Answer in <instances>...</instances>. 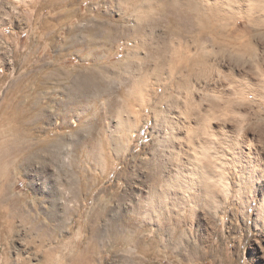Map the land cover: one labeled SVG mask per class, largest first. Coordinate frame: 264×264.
Listing matches in <instances>:
<instances>
[{"label":"rangeland","instance_id":"obj_1","mask_svg":"<svg viewBox=\"0 0 264 264\" xmlns=\"http://www.w3.org/2000/svg\"><path fill=\"white\" fill-rule=\"evenodd\" d=\"M131 1L0 0V143L10 144L13 138L4 115L21 106H42L48 113L28 144L56 140L47 151L38 148L36 154L25 151L24 156L5 154L0 144V264H264L263 196L241 180L237 164L230 161L237 140L250 145L264 167V37L259 33L264 26L254 30L245 18L217 21V27L224 24L222 51L198 33L200 18L195 21L193 16L179 42L167 34L176 14L151 10L141 24L146 38L139 65L133 63L129 71L111 69L125 61L131 40L127 35L117 38L116 52L109 54L103 39L109 26L127 30L136 24L129 14ZM257 9L255 16L264 17V0L257 1ZM92 29L100 31L99 53L88 45ZM153 47H166L170 56H165L158 80L149 72L144 78L138 75L139 66L153 67L161 59ZM173 48L177 52L171 56ZM100 52L108 54L98 58ZM190 55L216 57L214 68L203 71L192 59L180 60ZM96 66L109 69L110 91L82 88L90 78L85 75L97 74ZM137 77L145 85L140 95L121 91L123 82ZM206 80L210 83L200 85ZM106 106L113 109L107 111ZM179 119L191 128L178 127ZM127 120L131 124H123L125 129L120 123ZM113 138L120 139L117 149ZM178 160H186L187 172L192 173L191 163H196L213 178L223 175L225 186L209 181L216 195L207 202L203 192L196 200L193 181L187 188L168 182L165 187L184 196V203L174 204L169 195L165 209L155 206L150 211L151 194L163 189L161 174L167 168L174 172ZM189 177L196 178L194 173ZM239 182L243 187L235 186ZM74 190L77 199L72 198ZM99 209L107 210L105 216H98ZM111 224L124 228L121 232L127 236H116L127 241L144 235L151 242L158 230L160 243L143 252L119 238L112 246H90L98 241L90 234L91 226L104 235Z\"/></svg>","mask_w":264,"mask_h":264},{"label":"bare ground","instance_id":"obj_2","mask_svg":"<svg viewBox=\"0 0 264 264\" xmlns=\"http://www.w3.org/2000/svg\"><path fill=\"white\" fill-rule=\"evenodd\" d=\"M61 1V0H60ZM249 1V3H248ZM257 1L258 0H132L131 3L128 5V9H129V14L130 15H134L135 18V23L134 25H132V27H130V29H123L121 30L120 27L116 26L115 29L112 28L110 29V26L108 27V31L105 34V38L103 39L105 43H108V48L104 47L107 52L113 53L114 51L116 52V48L118 46L115 45V43L117 41H115L117 38L122 37V36H129V40H131V44H127L128 46L125 48L126 52L125 55L123 57V59H125V61H118V63L113 64V66L111 67L115 69L116 66H118L119 68H123L124 71L128 70V68H130L132 66H136L135 64L137 63L139 65V62L142 60V57L139 56V49L140 47L144 46L145 44V30L142 29L141 24L143 23V16L149 15V11L151 10H156L158 9L160 13H163L165 11V9H167L170 13L172 14H176L173 15L174 19L172 18L171 21L173 22V26H171V28L169 27L168 30V35H173V36H177L178 41L180 42L183 38V36L181 35L182 32H185L187 29H185L186 27L191 28L190 25L192 24L191 19H194L193 16L195 17V21L197 20V18H200L201 21L196 22L197 24V28H198V33L202 36V37H206L208 40H210L211 45L221 49L222 51L224 50V46L225 43L224 41H222V37H223V29H224V24L220 25L219 27L216 26V22L219 20H223L226 23H228L229 21L235 19V18H245L247 19V21L249 23H251L255 29H262V26H264V17H256L255 13L258 10L257 9ZM55 4V3H54ZM163 10V11H162ZM67 12V11H66ZM72 12V10L70 11V13ZM69 13V12H68ZM64 14V13H63ZM61 14V15H63ZM66 14V13H65ZM60 15V16H61ZM177 16V17H176ZM119 20V19H118ZM121 22V21H120ZM225 23V24H226ZM177 25V26H176ZM114 26V25H113ZM264 29V28H263ZM260 30V29H259ZM128 31V32H127ZM253 31V30H252ZM127 32V34H126ZM100 31L97 29H92L89 35V40L87 39V41H91L92 44H88L91 46V49H93L94 52L99 53V51H101L98 48L99 43L96 41V39L98 38ZM261 36L264 37V31L259 32ZM200 36V37H201ZM248 38V37H247ZM252 38V37H251ZM176 38L173 37L172 39H170V41L172 43L176 42L175 40ZM99 41V40H98ZM65 42V41H64ZM67 42V41H66ZM100 42V41H99ZM114 42V43H112ZM155 42V41H154ZM250 44H252L253 42H251V40H249ZM98 43V44H97ZM104 43V44H105ZM249 44V45H250ZM120 45V44H119ZM242 45V44H241ZM239 44V46H241ZM64 47H69L67 46V43L63 44ZM84 46V45H83ZM87 46V45H86ZM116 46V47H115ZM147 46V45H146ZM145 46V47H146ZM155 46V45H153ZM157 46V45H156ZM244 46V44H243ZM248 46V45H247ZM252 46V45H251ZM254 46V45H253ZM252 46V48H253ZM256 46V45H255ZM89 47V46H87ZM144 47V48H145ZM150 47V46H149ZM188 47V46H187ZM250 47V46H249ZM103 48V50H105ZM244 48V47H243ZM251 48V49H252ZM81 49V48H80ZM84 49V48H83ZM88 50V48H86ZM154 52L157 56L160 55L161 59H156L154 62L153 67H148L147 64V68H144L143 66H139V71L140 74H138L139 76H141L142 78L147 77L148 76V72L151 73L153 76H155L156 80H158L161 76H163L164 70H163V64L164 61L163 60H167V56L170 57L169 55H166V47H163L162 49H158V47L154 48ZM248 49V48H247ZM246 49V50H247ZM250 49V48H249ZM257 49V48H256ZM82 50V49H81ZM190 50V49H188ZM220 50V51H221ZM254 50V49H253ZM83 51V50H82ZM170 51V50H169ZM239 51V50H237ZM252 51V50H251ZM124 52V51H123ZM176 48H173L171 51V56L174 55L176 53ZM190 52V51H188ZM248 52V51H246ZM87 53V52H86ZM101 53V52H100ZM212 53V52H210ZM250 52H248L249 54ZM254 53V51H253ZM251 55H254V54ZM256 53V52H255ZM83 54V53H82ZM108 54V53H107ZM107 54H102L101 55H97L98 58L102 57L104 55ZM223 54V53H222ZM166 56V57H165ZM210 57V56H209ZM103 58V57H102ZM207 57H198L194 55H190L180 58L184 59L185 61H189L190 59H192L191 63H195V64H202V67H209L212 68L213 67V61L216 60V57L214 59L209 60ZM135 59L138 60V62H135ZM220 59V58H219ZM169 61H172V59H169ZM222 61V60H221ZM180 62V61H179ZM207 62H210L209 64H207ZM217 62H219L217 60ZM36 63V62H35ZM135 63V64H133ZM109 64V63H108ZM221 64V63H219ZM107 65V64H106ZM137 65V66H138ZM189 65V64H187ZM215 65V64H214ZM217 65V64H216ZM240 66V65H239ZM97 67V66H96ZM191 67V66H190ZM196 67V66H195ZM110 68V67H109ZM133 68V67H132ZM214 68V67H213ZM218 68V67H217ZM235 68V67H234ZM240 68V67H239ZM93 69V68H92ZM91 69V70H92ZM108 69L107 66L103 67V66H99L97 68H95V71L97 74H95L94 72L91 73L90 75H85L87 77L90 78H86L87 81H82L84 83H82V88H86L87 90H95L96 92H106V91H110L109 89L112 88V83L111 81H109V79L105 73V70ZM118 69V68H117ZM142 69V70H141ZM192 69V68H191ZM203 69V68H202ZM109 70V69H108ZM197 70V69H196ZM211 70V69H210ZM232 73H236L235 69L231 68ZM129 71V70H128ZM173 70L171 69L169 71V73L171 74ZM187 71H189V68H187ZM192 71V70H191ZM204 71V69H203ZM206 71V69H205ZM87 72V71H85ZM90 72V70H89ZM231 72V71H230ZM240 72V71H239ZM238 72V73H239ZM169 74V75H170ZM198 74V73H197ZM81 75V74H80ZM117 76H115V78H121V75L116 74ZM136 75V76H138ZM189 75V74H187ZM192 75V74H191ZM196 75V74H195ZM234 75V74H232ZM120 76V77H119ZM127 76V75H125ZM241 76V75H240ZM92 77V78H91ZM141 77H137L134 81H129V82H123V85L121 86V91H125V93L127 95H129L130 97H133L136 94H141L142 90L144 91L145 89V85H143L144 81L141 79ZM239 77V76H238ZM81 78V77H80ZM97 78V79H96ZM106 78L108 80H106ZM234 81V80H233ZM237 81V80H236ZM202 84L200 85H205V84H209L210 82L203 81L201 82ZM251 83V82H250ZM254 84V83H252ZM81 86V85H80ZM179 86V85H178ZM201 86V87H202ZM34 87V86H33ZM252 88V87H251ZM79 89V88H78ZM114 89V88H113ZM254 90V89H252ZM250 90V91H252ZM133 95V96H132ZM35 97V96H34ZM35 101V100H34ZM80 103V102H79ZM212 103V102H211ZM35 105V104H34ZM107 107V111H109V109H113L110 108L111 106H106ZM131 107V106H130ZM85 108V107H84ZM217 108V107H216ZM67 109V108H66ZM208 109V108H207ZM7 110V109H6ZM49 111V110H48ZM67 111H69V108L67 109ZM212 111V110H211ZM4 112V111H3ZM61 112V111H60ZM5 113V112H4ZM63 113V112H62ZM109 113V112H108ZM210 113V112H209ZM218 113V112H217ZM46 113V109H44L42 106H21L19 108H13V110L11 109L10 113L5 116L4 115V119H6L8 121V124H11V126H7V131L11 132L10 134L13 136L10 144L9 142H2L1 147H4V152L5 154L13 152L16 155H21L24 156L25 151L27 153L31 152L36 154L35 149H40V150H46L48 148V145L50 144H54V142H56V140H51L50 138H44L42 140V143L40 144H36L35 142H30L29 144L27 143L28 139H30L31 136H33V130L37 127L40 126V123L42 124L43 120H47ZM208 114V113H206ZM198 116V113H197ZM179 117V116H178ZM214 117V116H213ZM198 118V117H196ZM207 118V117H206ZM184 119V117H183ZM187 119V118H186ZM201 119V118H200ZM211 120V119H210ZM62 121V120H61ZM126 121V120H125ZM171 121V120H170ZM191 121V120H190ZM199 121V119H198ZM120 122V121H119ZM186 120H182L179 119L178 122L176 124H178V127L183 128L186 127ZM203 122V121H202ZM122 127L125 129H128V127L130 126L129 124H131V122L129 120H127L126 123H124V121H121ZM128 125V127H126L125 125ZM170 124L172 125V127L174 128L176 125H174V122H170ZM117 125V126H116ZM116 130L118 129L117 127L119 126L118 124H116ZM205 125V124H204ZM113 127V126H112ZM203 127V126H202ZM206 127V126H205ZM209 127V126H208ZM130 128V127H129ZM186 128H191V127H186ZM185 128V130H186ZM222 128V127H221ZM200 129V128H199ZM205 129V128H204ZM113 131V130H111ZM177 131V130H176ZM178 131H180L178 129ZM191 131V129H190ZM204 131V130H203ZM4 132V131H3ZM158 132V131H157ZM206 132V131H205ZM211 132V131H210ZM160 133V132H159ZM208 133V132H207ZM214 133V132H213ZM189 134V133H187ZM210 134V133H209ZM208 134V135H209ZM112 135V134H111ZM115 135V134H114ZM36 137V136H35ZM117 137V136H116ZM196 137V136H195ZM198 137V136H197ZM200 137V136H199ZM202 137V136H201ZM200 137V139H201ZM164 139V138H163ZM2 140V139H1ZM34 140V139H33ZM88 140V139H87ZM115 140V141H114ZM192 140V139H191ZM208 140V139H207ZM247 140V139H246ZM3 141V140H2ZM110 141V140H109ZM112 144L113 147L115 149H117L119 147V143L120 139L116 138L112 140ZM193 141V140H192ZM215 141V140H214ZM229 141V140H228ZM236 142H234V144L232 145L233 147L232 149V153L233 155L235 154V158L232 155V159L230 160L231 163H235V165L237 166L239 173L241 174L242 177V181L244 180L245 184H247L249 186L250 189H255L258 191H260L262 193V199L260 201V205L264 206V167H262V161L259 160L256 156L254 151L252 150V147L250 145L244 144L243 142H238L237 140H235ZM191 142V141H190ZM194 143V141L192 142V144ZM198 143H203L205 142H199ZM215 143V142H214ZM224 143V142H223ZM56 144V143H55ZM59 144V141H58ZM115 144V145H114ZM165 144V143H164ZM169 144V143H168ZM195 144V143H194ZM193 144V145H194ZM197 144V143H196ZM211 144V143H210ZM181 145V144H180ZM199 145V144H198ZM213 145V144H212ZM111 146V144H110ZM108 146V147H110ZM196 146V145H195ZM230 146V145H229ZM30 148V150L28 148ZM104 147V144H103ZM28 149V150H24L23 149ZM111 148V147H110ZM173 148V146H172ZM207 148V147H205ZM56 149V148H55ZM171 150V149H169ZM174 150V149H172ZM230 150V149H229ZM227 150V152L229 151ZM47 151V150H46ZM60 152V151H59ZM218 152V151H217ZM221 152V151H220ZM224 152V151H223ZM181 153V152H180ZM171 155L174 156L175 153H170ZM184 154V153H183ZM237 155V156H236ZM176 156V155H175ZM217 156V155H215ZM220 156V154H219ZM151 157V156H150ZM217 159L220 157H216ZM206 159V158H205ZM225 159V158H224ZM227 159V157H226ZM187 160V163H190ZM185 160V161H186ZM219 160V159H218ZM223 160V159H222ZM221 160V162H223ZM229 160V159H228ZM179 163L177 162L176 166H175V171L171 172L170 170H168V168L164 171L165 174H161L162 177V183H164V185L162 184V191L157 193V190L154 189L153 193L151 194L149 200H148V206L150 211L155 207V206H160L162 207V209H165L164 205L167 204L168 201H170V196L172 195L174 196V198H172L171 200H173L174 204H179V203H184L182 200V197L184 196H179L176 192H171L169 189H167L165 187V184H167L168 182L170 184H176V186H182V187H188V186H192V184L194 186L197 187V194H195V198L196 200H200L199 197L201 196L202 192L204 195L208 196V200L207 199H202V201L207 200V202L210 201H214L213 198H215V191L211 188V185L208 183L213 182L215 183L216 181L218 182V184H220L222 187H224L225 185V181L224 178L222 177L223 175L218 176V178H213L214 176L208 172V170L206 169V167H202L199 164H193L194 166V170L192 171V173H194V175L196 176V178L193 180L190 179V175L192 174L191 172H187L186 171V165H185V161L183 162L182 160H178ZM157 162V161H156ZM208 162V161H207ZM162 163V162H161ZM164 163V162H163ZM229 163V162H228ZM54 164V163H53ZM201 164V163H200ZM165 165V164H164ZM163 165V166H164ZM184 166V167H183ZM207 166V165H206ZM224 166V165H223ZM219 169V168H218ZM221 169V168H220ZM222 170V169H221ZM153 175V174H152ZM129 176V175H128ZM240 177V176H239ZM240 177V178H241ZM126 178V177H125ZM75 179V178H74ZM75 181V180H73ZM143 181V180H142ZM193 181V183H192ZM206 181V183H205ZM77 182V181H76ZM71 183V182H70ZM80 183V182H79ZM84 183V182H83ZM192 183V184H191ZM242 183V182H241ZM239 182V184H235V186H237L238 188L243 187V185ZM74 184V182H73ZM216 184V183H215ZM84 185H86V183H84ZM169 185V184H168ZM79 185H75L74 188H76ZM72 187V186H71ZM70 187V188H71ZM84 188V187H83ZM93 188V187H92ZM178 188V187H177ZM72 189V188H71ZM73 190V189H72ZM178 190V189H177ZM79 193V192H78ZM184 193V192H183ZM182 194V193H181ZM72 198H76L77 199V190H74L72 193ZM124 196V195H123ZM70 197V196H69ZM100 199V198H99ZM72 201V200H71ZM101 201V200H99ZM249 201V200H248ZM172 204V203H171ZM237 204V203H236ZM145 211L144 216L148 214V210ZM160 209V208H159ZM100 210V209H99ZM243 210V209H242ZM90 213V212H89ZM107 213L106 209H102L100 210L98 216H105V214ZM163 213V212H162ZM161 213V214H162ZM96 214V213H95ZM164 214L163 213V217L164 218ZM161 215V216H162ZM88 216V215H87ZM245 216V215H244ZM127 217V216H126ZM166 217V215H165ZM92 220V219H91ZM165 220V219H164ZM138 221V220H137ZM135 222V221H134ZM161 222V221H160ZM114 223V222H113ZM162 223V222H161ZM135 224V223H134ZM89 226V225H87ZM87 226H85L84 228H86ZM91 226V225H90ZM95 226V225H94ZM167 228V225L162 223L161 224V229L164 230ZM94 227L91 226L90 228V234L91 235H95L98 237V241L96 240H92L90 242V246H97V247H106V246H112L114 245V243L117 244V240L119 238V241H123L125 243L130 242L133 244L135 243V245L139 248V250L141 252H143L144 250L147 249H151L154 246H157L160 241H159V232L157 230V232L155 233L154 237L150 238L151 242L146 241V237H142V239L140 240L141 236L137 238V240L134 238H130L128 241L124 240L123 238L125 237V235L127 236V234H122L121 231H124L123 227L121 228H116L114 224H111L109 226H105V234H100V231L95 229L93 230ZM85 230V229H84ZM87 230V229H86ZM167 231V230H166ZM121 233L122 237L116 236L117 234ZM125 233V232H124ZM173 234V233H171ZM133 236V235H132ZM134 237V236H133ZM123 240H120V239ZM131 245V244H130ZM140 252V253H141ZM147 254V253H146Z\"/></svg>","mask_w":264,"mask_h":264},{"label":"crops","instance_id":"obj_3","mask_svg":"<svg viewBox=\"0 0 264 264\" xmlns=\"http://www.w3.org/2000/svg\"><path fill=\"white\" fill-rule=\"evenodd\" d=\"M67 13V12H66Z\"/></svg>","mask_w":264,"mask_h":264}]
</instances>
